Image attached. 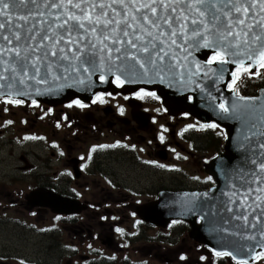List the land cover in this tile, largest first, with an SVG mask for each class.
Instances as JSON below:
<instances>
[{
    "label": "flooded vegetation",
    "instance_id": "obj_1",
    "mask_svg": "<svg viewBox=\"0 0 264 264\" xmlns=\"http://www.w3.org/2000/svg\"><path fill=\"white\" fill-rule=\"evenodd\" d=\"M188 48L195 59L189 66L220 64L217 72L223 77L217 89L222 96L230 99V90H236L238 96L255 97L264 90V64L255 74L242 69L244 77L230 83L222 54H200L192 43ZM194 81L185 78L181 89L170 81L162 89L125 82L121 87L113 78L90 100L76 97L57 105L1 99L9 110L20 111L16 119L0 123L4 130L13 129L5 145L31 146L35 156L17 159L18 198L8 205L0 202V213L16 207L17 216L0 217V229L11 224L24 242L46 241L55 234L61 240L30 254L22 242L4 241L0 264H61L59 254L70 257L64 264H237L192 239L186 222L157 226L142 217L162 193H198L215 186L207 166L224 153L228 127L202 110ZM49 196L65 202L62 210L33 205ZM187 242L196 250L192 256ZM108 252L129 253L110 258ZM248 264H264V254Z\"/></svg>",
    "mask_w": 264,
    "mask_h": 264
},
{
    "label": "snow or ice",
    "instance_id": "obj_2",
    "mask_svg": "<svg viewBox=\"0 0 264 264\" xmlns=\"http://www.w3.org/2000/svg\"><path fill=\"white\" fill-rule=\"evenodd\" d=\"M257 10L264 13V0H0V17L4 18L0 22V58L8 54L0 63L4 72L47 83L49 76L66 80L69 77L64 72L79 74L82 65H87L83 72L94 69L98 54L101 61L106 57L112 62L115 52L116 61L127 58L135 62L117 65V71L134 74L138 64L147 73L158 62L164 63L168 48H183L191 42L195 47L217 48V57L221 51L230 52L264 64V32L255 30L264 27V14L255 19ZM137 53H143V58ZM226 62L221 57L220 63ZM41 67L45 69L42 77ZM99 79L107 82L102 76ZM115 81L123 86L120 76ZM18 82L25 83L23 78ZM260 169L264 172V162ZM237 218L247 221V216ZM216 255L236 259L227 251ZM237 264L246 261L240 259Z\"/></svg>",
    "mask_w": 264,
    "mask_h": 264
},
{
    "label": "water",
    "instance_id": "obj_3",
    "mask_svg": "<svg viewBox=\"0 0 264 264\" xmlns=\"http://www.w3.org/2000/svg\"><path fill=\"white\" fill-rule=\"evenodd\" d=\"M105 2L110 3L111 0ZM180 2L183 3V0ZM255 2L259 3V0ZM18 11L22 12L23 9ZM257 12L255 19L264 14L258 10ZM255 19L249 17L251 23H255ZM3 21L4 18L0 17V22ZM255 30L257 33L264 32V27H257ZM256 47H259V44ZM197 48L200 54L205 50L215 53L218 51L215 47ZM167 51L169 55L164 57V63L158 62V66L147 73H144L138 64L134 74H122L117 71V65H130L135 62L127 58L116 61L117 53L113 52L112 62H108L106 57L101 61L98 54L94 69L89 68L88 72H83V67L87 65H82L79 74L74 71L71 75L64 72L63 74L69 77L66 80H52L49 76L47 83H36L27 77H20L19 73L4 72V64L0 63V76L8 77L0 79V98L56 105L68 102L74 97L91 98L107 87L111 78L116 76H120L125 83L148 88L159 86L162 89L166 88L170 81H173V87L181 89L185 78L195 80L202 110L210 113L211 120L228 127L225 153L218 155L207 166V172L213 177L215 186L198 193H162L154 204L144 208L146 210L145 214L141 212L142 217L157 226H166L171 220L186 222L190 226V237L208 247L210 252L216 254L227 251L236 257V262L243 259L246 263H251L259 254H264V172L260 169L261 163L264 162V90L254 98L237 97L234 92H230L228 99L217 93L216 86L218 87L223 77L217 72L221 68L220 64L209 66L203 61L204 66L200 69L189 66L195 63V59L189 54L188 45L183 48L173 46ZM221 54L227 59L222 65L230 68V81L234 80L236 68L249 66L251 72H255L261 64L259 60L233 56L230 52L221 51ZM7 55L6 53L5 57L0 59H6ZM137 55L140 58L144 56L143 53ZM32 71L29 68L30 74ZM44 71L41 67V77ZM101 76L107 82L99 81L98 77ZM21 78L25 83L18 82ZM79 80L84 83H79ZM158 94L163 93L159 91ZM220 102L224 103L228 112L222 110ZM33 205L47 206L58 211L62 210L65 202H57L49 196L38 199ZM243 216H247V221L237 218ZM229 257L232 259V256Z\"/></svg>",
    "mask_w": 264,
    "mask_h": 264
},
{
    "label": "rangeland",
    "instance_id": "obj_4",
    "mask_svg": "<svg viewBox=\"0 0 264 264\" xmlns=\"http://www.w3.org/2000/svg\"><path fill=\"white\" fill-rule=\"evenodd\" d=\"M262 79H264V73L262 74V77L260 78V80ZM16 116H20V111H17L16 113H14L12 110H9L7 108V105L6 103L3 102V100H0V123L2 122V120L3 122L5 120L9 121L10 117L12 118L14 117L16 119ZM1 131L3 135L0 134V202L2 204L8 205L14 202L13 201L14 197L18 198V194H19L18 192H16L18 190V188H16V185H17L16 177L19 175L16 170L17 159H19V156L21 154H24L27 157L35 156V155L32 152H30V151H34V148H31V146L26 147V148H23L19 146L18 144H16L15 146H6L5 145L6 141H8L13 135V129L4 130L3 128H0V133ZM1 139H3V141ZM203 175H204V171H203ZM20 197L22 198L23 196L21 195ZM16 210H17L16 207H9L8 210H6V212L0 213V217L5 218V219L10 218L11 220L13 217L17 216ZM20 215H23V213H21ZM21 218L24 219L23 217ZM20 238L22 237H21L19 230L14 229L11 224L10 225L7 224L3 229H0V244L7 240H9L10 242H22L23 243L22 249L23 251H26V253L28 254L34 253V250L39 251L41 249H45L46 247L48 248L50 247V245H53L54 243H58L61 240V238L57 236V234L53 235L52 238H49V240H46V241L40 238H33L30 240V242H27V241L24 242L23 240L21 241ZM188 243L189 242H187V245ZM56 247L59 249L60 248L64 249L63 246H61L60 244H56ZM187 247H188L187 249L188 252L190 249L192 250L191 252H189V254L192 256L196 250L194 249L193 246L188 245ZM202 252L204 254L206 253L204 249ZM128 253L129 252H123L121 254H116V253L108 252V256L110 258L112 257L121 258ZM131 254L132 256L135 257L134 251H132ZM66 255L67 254L62 256V254H59L56 260L59 263L64 264V262L68 261V259L70 258L68 255L67 256ZM65 264H69V263H65Z\"/></svg>",
    "mask_w": 264,
    "mask_h": 264
}]
</instances>
